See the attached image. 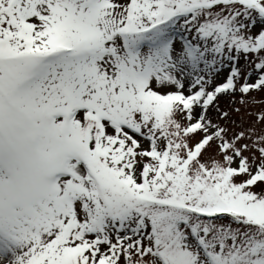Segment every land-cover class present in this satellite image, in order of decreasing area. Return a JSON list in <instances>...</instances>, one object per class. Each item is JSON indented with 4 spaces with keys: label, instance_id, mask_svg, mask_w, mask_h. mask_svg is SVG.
Returning a JSON list of instances; mask_svg holds the SVG:
<instances>
[{
    "label": "snow or ice",
    "instance_id": "obj_1",
    "mask_svg": "<svg viewBox=\"0 0 264 264\" xmlns=\"http://www.w3.org/2000/svg\"><path fill=\"white\" fill-rule=\"evenodd\" d=\"M254 92L264 0H0V264H264Z\"/></svg>",
    "mask_w": 264,
    "mask_h": 264
},
{
    "label": "rangeland",
    "instance_id": "obj_2",
    "mask_svg": "<svg viewBox=\"0 0 264 264\" xmlns=\"http://www.w3.org/2000/svg\"><path fill=\"white\" fill-rule=\"evenodd\" d=\"M243 64V61H241ZM226 73L222 74L221 79ZM253 101H259L254 103ZM220 107L229 112L227 120H221L220 123L232 129L233 132L241 131L255 123L256 113L264 110V93H252L246 98V102L241 104L239 95L235 97H221L219 100ZM239 108V112L235 111ZM212 115L215 117V111ZM211 151V150H210Z\"/></svg>",
    "mask_w": 264,
    "mask_h": 264
}]
</instances>
